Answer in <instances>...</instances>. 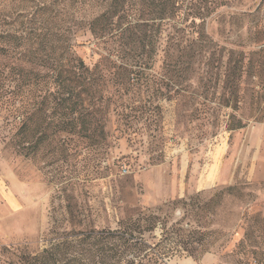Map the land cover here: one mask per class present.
Instances as JSON below:
<instances>
[{
  "label": "rangeland",
  "instance_id": "374dc122",
  "mask_svg": "<svg viewBox=\"0 0 264 264\" xmlns=\"http://www.w3.org/2000/svg\"><path fill=\"white\" fill-rule=\"evenodd\" d=\"M24 5L5 0L0 9ZM208 25L212 58L196 59L197 77L169 82L172 99L161 101L151 126L112 125L98 145L24 156L10 146L12 125L0 109V264H29L73 230L106 236L131 224L145 245L143 264H264V0H241ZM90 53L79 50L88 61ZM161 71L158 60L152 72ZM221 146L217 177L204 182ZM179 222L204 234L203 249L163 237ZM104 241L100 256L80 257L115 260L113 241Z\"/></svg>",
  "mask_w": 264,
  "mask_h": 264
},
{
  "label": "trees",
  "instance_id": "16d2710c",
  "mask_svg": "<svg viewBox=\"0 0 264 264\" xmlns=\"http://www.w3.org/2000/svg\"><path fill=\"white\" fill-rule=\"evenodd\" d=\"M21 1L29 5L0 9V109L12 125L10 146L24 156H37L46 147L66 156L70 149L107 140L112 125L124 131L160 122L161 101L172 99L169 82L197 77L196 59L213 56L211 19L241 2ZM83 46L90 48L89 61L79 54ZM238 54L244 61L245 54ZM158 60L162 71L154 73ZM242 68L233 66L232 76H241ZM191 227L165 226L163 237L203 249L204 234ZM132 229L122 226L106 236L73 230L29 264H91L79 254L97 249L100 256L105 238L113 241L115 260L101 257L94 264H143L146 258L138 254L145 245ZM197 233L202 237L195 238ZM131 252L137 255L129 258Z\"/></svg>",
  "mask_w": 264,
  "mask_h": 264
},
{
  "label": "crops",
  "instance_id": "0c3cea01",
  "mask_svg": "<svg viewBox=\"0 0 264 264\" xmlns=\"http://www.w3.org/2000/svg\"><path fill=\"white\" fill-rule=\"evenodd\" d=\"M222 147V150H221V152L219 153V155H218V159H217V161H218V165H217V168H216V170L214 171V173H213V175H212V177L211 178H209L208 176H206V174H205V181L204 182H207V183H210V182H212L217 176V171H218V167H219V156L222 154V152H223V146H221ZM213 163H214V161H213ZM207 173V172H206ZM183 264H197V262L195 261V260H185L184 262H183Z\"/></svg>",
  "mask_w": 264,
  "mask_h": 264
}]
</instances>
